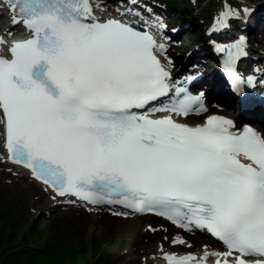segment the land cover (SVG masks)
I'll return each mask as SVG.
<instances>
[{"label":"snow or ice","instance_id":"obj_1","mask_svg":"<svg viewBox=\"0 0 264 264\" xmlns=\"http://www.w3.org/2000/svg\"><path fill=\"white\" fill-rule=\"evenodd\" d=\"M0 4L29 33L10 45L0 37L9 53L0 55V137L12 163L60 196L155 214L207 231L225 249L166 255V264H264V134L222 116L179 122L207 111L203 94L173 83L157 55L164 44L120 19L101 20L94 0ZM231 18L239 12L228 8L216 24L227 28ZM246 48L244 37L217 48L240 96Z\"/></svg>","mask_w":264,"mask_h":264},{"label":"rangeland","instance_id":"obj_2","mask_svg":"<svg viewBox=\"0 0 264 264\" xmlns=\"http://www.w3.org/2000/svg\"><path fill=\"white\" fill-rule=\"evenodd\" d=\"M112 2V0H106ZM139 1V0H138ZM174 1V0H171ZM177 1V0H175ZM179 4L183 5L182 0H178ZM143 7H148L154 13L158 12L160 17L168 24V28L172 29L178 24V18L174 16L171 12L159 11L154 5V2H159L165 4L164 0H140ZM218 2L216 0H206L201 2L198 7L200 11L201 18H206L207 22H201L202 27L193 24H188L192 28L189 30H183L179 35L173 40L172 46L167 51V59L172 60L177 65H183L188 57V54L193 50L195 44L190 45L191 36H200L199 29H203L204 26L209 25L211 21L210 11L214 10ZM188 9V3L183 5ZM241 7V3H238ZM194 7V6H193ZM164 11V12H163ZM204 12V13H203ZM192 13V12H191ZM192 13L191 15H193ZM179 16V15H178ZM195 16V14H194ZM196 17V16H195ZM2 20V19H0ZM263 24L259 25L262 27ZM259 37L264 38V29H259ZM257 37V36H256ZM204 34L202 33L199 44H202L205 40ZM202 40V41H201ZM264 41L263 39H261ZM206 45V43H205ZM256 48V44H253ZM193 48V49H192ZM258 49L264 51V46L260 45ZM234 112V111H233ZM231 113L235 116V112ZM201 121V120H199ZM6 168H12L11 165H6ZM25 188L27 185L24 184ZM30 197L37 198L38 195L30 192ZM0 201L3 203L4 207L13 213L17 220V223L25 230L35 229V227L48 229V236L53 239L58 238V233L56 232L57 222L55 220V215H67L65 221L70 224V226H75L76 233H73L70 237L73 240L72 246L76 249L82 248L84 246L88 249V264H93L97 258L100 257L101 253L99 249L102 246H106L108 242L112 239H127L138 237L139 240L133 245L125 248L123 251L118 252L116 248L110 250L111 257L108 258L104 264H150L151 262L155 264L157 262V255L161 252H172V251H193L200 252L209 246V240L200 234L186 233L177 226L169 224L161 219L154 218L156 222H151L150 216H138L134 217L133 224H121L115 221V215L112 211H99V212H89L80 208L71 207L63 208L57 205V203H52L46 208L40 207H29V204L24 203L20 200L18 193H4L3 189L0 187ZM182 239L185 241L184 244H178L175 241ZM96 244H98L96 248ZM162 249V251H161ZM69 264H72L71 262Z\"/></svg>","mask_w":264,"mask_h":264},{"label":"bare ground","instance_id":"obj_3","mask_svg":"<svg viewBox=\"0 0 264 264\" xmlns=\"http://www.w3.org/2000/svg\"><path fill=\"white\" fill-rule=\"evenodd\" d=\"M183 1V5H185V3H188V9L187 7H183L184 10L182 11V19L185 20V22L188 24H193L194 23L192 21H194L195 19L199 22L201 16L203 14L200 13V11H198V7H197V3L198 1L196 0H182ZM218 2L216 8L214 10L210 11L211 15V22L213 25H210L211 28L213 29H217V33H215V30L213 29L212 31L208 30L205 32L204 37L205 40L208 44H213V42L215 41V34H219V33H224L226 36L225 37H232V34H234L232 31L234 29V26L236 27V29L240 30L241 32L239 33L241 36H243L244 38H246V36L248 35V37L251 34V37L249 39V41L252 40L253 35L257 32H259V29H264V27H259V25L263 24L264 25V0H239L242 4V8L238 9L237 7H235L234 5L237 3H234L235 0H216ZM197 2V3H196ZM177 3L179 4V1L177 0ZM99 4V5H103L104 7H98L97 9V15L98 18L100 19H104L106 17H110L113 16L112 13L116 12L118 14H120L121 16H130V13L122 8H115L112 7L111 4L106 1V0H94V5ZM234 6L233 9L236 12H239V18H231L227 21L228 23V27L224 28L222 26H217L216 21L219 18L220 14L222 12H224L227 8H231L232 6ZM253 5L257 6L256 10L253 13L250 14H246L245 13V9L249 10V7H252ZM194 6V7H193ZM237 6V5H236ZM138 8V7H136ZM260 10V14H258ZM194 14L191 15L192 13ZM204 13V12H203ZM146 17H148V15L144 14ZM11 13L4 8V6L2 4H0V37H4L7 41L8 44L14 42L15 37L11 36V35H6L9 33V31L5 30V27L7 23L11 22L10 19ZM124 19V18H123ZM207 19H202V22H207ZM246 22H243V21ZM195 22V21H194ZM12 23V22H11ZM196 25V24H195ZM189 26V25H188ZM190 28H192L191 26H189ZM21 30H25V28H21ZM256 31V32H255ZM28 33V32H27ZM234 36V35H233ZM254 42V40H253ZM164 44L166 47L169 45L168 42H164L162 43ZM251 46V45H250ZM210 47H213L210 45ZM6 47L0 49L1 53H5L6 51ZM200 50H205V52L207 53V55L209 56L210 60L212 59L211 56V51L208 49V47H202L199 48L197 52H199ZM194 54V53H193ZM192 54V55H193ZM258 56L254 55L253 58L254 59H261V61H259V63H257L258 65H262V63L264 62V53H257ZM165 55V54H164ZM202 64L205 65L206 61H202ZM198 63L197 66L198 67H203V65ZM168 65L170 66V62H168ZM255 68H257V65L255 66ZM211 71V72H209ZM212 69H208L209 74L213 73ZM216 91V90H215ZM225 100V99H224ZM227 101V100H225ZM220 108H222L223 110H227L228 112H231L227 107H224L225 104L224 102L222 103H218L217 104ZM234 113V112H233ZM238 114L235 113V117H233L234 119H237L236 116ZM253 119H256V117H252ZM181 120L186 121L185 117H181ZM6 161H8V155L7 152L5 150L4 147V142H3V138L0 137V187L3 189L4 193H18V195L20 196V200H22L24 203L29 204V207H40V208H46L47 206H49L52 203H57V202H61L60 200H58V196L56 194L53 193V191L45 184H43L41 181L35 180L32 177V174L30 172H22L21 169L19 168H6ZM19 171V172H17ZM14 175H18V176H14ZM24 184L27 185V188H25ZM30 192H33L35 194L38 195L37 198L34 197H30ZM117 213H122L117 211ZM126 217V215H118V217L115 218L116 222H120L121 224L125 223V224H133L134 223V219L132 218H123ZM207 249V248H206ZM209 252H215L216 250H211V249H207ZM219 250V249H217ZM205 251V250H204ZM204 251L198 252L196 254L203 256L204 255ZM167 254L165 252H161L160 254L157 255V262H155V264H166V261L164 260V257ZM150 264H153L152 262Z\"/></svg>","mask_w":264,"mask_h":264},{"label":"trees","instance_id":"obj_4","mask_svg":"<svg viewBox=\"0 0 264 264\" xmlns=\"http://www.w3.org/2000/svg\"><path fill=\"white\" fill-rule=\"evenodd\" d=\"M57 227V239L48 236L45 229L24 231L0 201V264H88L87 247L76 249L72 246L70 236L75 230ZM137 240L138 237L110 240L99 249L101 255L93 264H104L112 256L111 249L122 251Z\"/></svg>","mask_w":264,"mask_h":264}]
</instances>
